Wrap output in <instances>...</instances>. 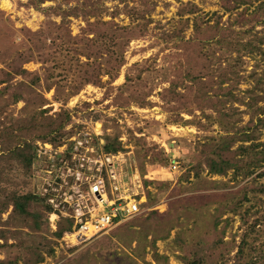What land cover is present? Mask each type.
<instances>
[{"label": "rangeland", "instance_id": "obj_1", "mask_svg": "<svg viewBox=\"0 0 264 264\" xmlns=\"http://www.w3.org/2000/svg\"><path fill=\"white\" fill-rule=\"evenodd\" d=\"M142 1L144 0H127L129 8L126 9L124 4L118 1L99 0L102 20L113 21L120 26L134 25L135 14H130L131 16L127 14L131 9L151 10L150 17L153 22L149 24L145 36L130 42L125 53L126 64L121 68L118 78L110 81L108 77H103L102 81L106 83L104 87L88 85L66 104L55 101L54 89L48 92L41 87L29 90L26 101L18 103H14L9 94L0 96V127L8 125L11 119L31 112L40 105L43 109H49L48 115L51 116L62 110L71 112V121L65 129L66 136L62 144L56 147L49 142L37 141L35 160L29 172L31 177L24 176L21 172L22 167L17 166L12 172L7 173L9 189H15L20 193L33 190L44 193L46 187L51 185L57 194L66 186L62 178L67 175L70 168L74 177L76 174L80 175L77 182H81L82 189L88 187V181L92 186L103 179L104 188L109 198H112L111 176L117 172V178L119 177L125 186H120V191L114 192L115 194H120L127 188L126 184L130 190L133 189V183L142 187L145 196L140 199L144 205H141V214L126 218L108 233L81 244L68 239L67 232L59 240L50 234L56 231L58 221V216L52 214L49 216L48 236L26 229L17 230L14 233L16 239L9 240V244L14 243L13 246L17 245L18 250L13 246L0 247V260L13 259L17 251L22 255L27 254L28 247L39 248L45 253L49 250L45 240V237H48L51 241H56L57 245L53 243L54 254L46 255L45 260L39 264H130L129 258L125 255L130 254V251L124 244V241L130 238L128 229L124 228L119 235H115L114 232L124 225L131 224L135 219H146L152 211H157L158 214L153 221L159 224L156 229L152 227L153 231L146 232L148 238L143 242L151 241L156 230H163L169 225L173 227L166 240H158L156 243L158 253L169 258L168 264H186L188 262L186 257L191 260L193 256L191 251L195 250V254L198 249L188 250L187 247L181 250L174 242L177 233H180L181 238L187 243L192 238H197L198 234L201 236L207 243L204 251L207 252L205 257L208 262L204 264H210L211 254L217 251L216 244H219V251L225 253V264H249L253 260L264 264V203L261 202L264 193L248 191L241 210L245 212L248 209L245 222L239 213L225 212V208L221 206V202L227 200L226 194L240 195L242 188L247 184L252 185L253 178L264 168L245 180H242L241 176L233 181L232 170L225 176H213L204 169L200 172L199 179L193 172H190L187 178L188 168L184 165L186 159L192 160L194 154H198L204 143L213 139L219 140L220 129L216 125L208 124L200 108L210 112L207 108L210 105L208 98L212 95L223 99L228 90L242 95L243 91L252 87L254 83L249 73L253 69L254 60L246 57L242 63H238L236 70L240 71L242 80L239 85L234 86L230 83V75L227 74L230 73L229 66L234 64L231 60L241 53L234 49L231 54L225 42L223 46L215 41L202 42L203 37L211 36L207 32L204 35H195L191 27L185 32L184 42L173 41L167 45L162 39L163 33L175 26L180 1L188 0H145L148 5L146 7ZM194 2L200 7L201 11L198 14L203 16V20L211 19L209 25L214 22L211 18L212 13L220 15L224 13L223 0ZM49 5L54 4L48 2L43 7ZM117 12H120L118 16L113 15ZM227 17L228 15H224L221 22H225ZM51 19L57 25L47 24L48 18L44 13L27 6V0H0V81H10L14 84L23 80L30 81L35 74L43 77L45 69L55 73L54 81L67 83L73 80L72 75L55 66L56 61L45 66L38 59L41 54L47 55L57 49L61 36L66 40L70 34L71 37L79 39L87 22L83 18H71L67 31L66 27H59L61 21L59 17L54 16ZM90 21H94V18ZM40 30L45 35L42 38L34 35ZM225 34H228L233 42L241 38L237 31L222 33ZM45 37L46 39H43ZM38 39L42 49L36 48L39 46ZM28 57L32 61L22 64ZM17 65L18 67L22 65L30 74L23 77L11 74L10 71ZM258 73L264 77V67H260ZM195 77L196 81L193 80ZM109 81L110 83H107ZM4 86L5 84L0 85V89ZM137 99L144 101L143 104H138ZM263 104L264 101L259 102V105ZM234 106H238L240 111L247 110L245 106L237 104ZM185 108L187 110H182ZM179 117L181 121L177 124L171 122L180 120ZM241 119L240 125H243L249 120V115L245 113ZM107 137H119L124 151L116 154L118 157L112 160L113 165L104 161L106 164L101 171H97L99 165L95 160L110 155L103 152L104 139ZM136 139L141 141L138 142ZM261 140H264V134ZM147 149L151 152L144 156ZM67 151L72 156L74 167L64 158ZM161 152L168 157L165 165L152 162L154 160L152 154L157 156L161 155ZM57 177L62 180L61 188L60 184L59 186L52 184V180H56ZM74 177H69L67 181L74 180ZM263 184L264 177L257 178L256 187L259 188ZM10 212L11 210L3 216L4 219ZM210 218L211 222L214 220L218 223L219 229L212 237L202 234L204 230H210L209 225L206 226V220ZM196 220H202L203 223L199 221L195 226ZM162 224L165 228H162ZM135 229L140 230L139 227ZM137 235L135 233L132 235L135 238L131 242L132 249L137 246L138 239L142 240ZM243 236L248 246L245 245L242 253H239ZM1 243L3 242L0 241ZM147 252L146 262L166 264L154 260L150 247L147 248ZM201 255H204L202 251ZM217 255L218 253L215 254L216 258ZM136 257L139 263L146 264L139 259L140 257ZM18 264H24V261L20 260Z\"/></svg>", "mask_w": 264, "mask_h": 264}, {"label": "trees", "instance_id": "obj_2", "mask_svg": "<svg viewBox=\"0 0 264 264\" xmlns=\"http://www.w3.org/2000/svg\"><path fill=\"white\" fill-rule=\"evenodd\" d=\"M115 1L124 4V8H129L127 0ZM194 1H180L181 6L176 13L178 19L175 20V26L168 32H164L162 39L167 45L173 41L184 42L185 32L190 27L195 35H204L207 32L211 37H203L202 42L215 41L222 46L225 42L226 48L230 49L231 54H233L234 49L241 53L237 58L231 60L234 64L229 66L230 73L227 74L230 75V83H233L234 86L239 85L242 77L240 71L236 68L239 66V62L242 63L248 57L254 60L253 69L249 73V77L254 84L243 91L242 95L235 94L233 90H228L223 99L212 95L208 98L210 105L207 108L210 112L200 108L208 124L216 125L220 129L219 140L213 139L208 143H204L202 149H199L197 155L194 154L192 160H185L184 165L188 168L186 176L188 178L190 172H193L195 177L199 179L200 172L204 169H207L209 175L225 176L228 171L232 170L233 181L238 180L241 176L242 180H245L256 171L264 168V140H261V136L264 134V104L259 105V102L264 101V77L258 73V69L264 67V0H223L224 13L221 15L216 12L212 13L211 18L214 19L212 25H209L211 19L204 21L203 16L198 14L201 9ZM48 2H52L54 5L43 7ZM99 3V0H75L74 2L72 0H27V6L44 13L48 18L47 24L49 25H57L53 19L50 20L54 16L59 17L61 20L59 27H66L67 31L71 18H83L87 22V26L83 29V35L79 39L71 37L70 34V37H67L66 40L65 37L61 36L59 47L47 53V55L41 54L38 59L45 66L49 62L56 61L55 66L65 71L66 74L72 75L73 80L71 79L67 83L54 81L55 73L45 69L43 77L40 74H35L30 81L23 80L14 84L10 81L1 80L0 85L5 84V86L0 89V96L9 94L11 100L18 103L26 101V94L29 90L34 89V87H41L48 92L54 89L55 101H62L66 104L88 85L104 87L106 83L102 81L103 77H108L110 81L118 78L121 68L126 64L125 53L130 42L145 36L149 24L153 22L150 17L151 10L135 11L136 9H131L127 14H135L133 17L134 25L120 26L113 21L102 20V9ZM142 4L145 7L148 6L145 0L142 1ZM118 10L121 12L120 9ZM120 12L113 15L118 16ZM224 15H228L227 20L221 22ZM91 18H94V21H90ZM227 31L232 33L237 31L241 38L233 42L229 39L228 34L222 35ZM34 35L40 38L45 36L41 30ZM43 39H46V37ZM38 42L39 46L36 48L39 49L40 47L42 49L40 39H38ZM112 49L115 51H112ZM229 58L231 59V57ZM30 61L32 59L28 57L24 59L22 64ZM10 73L21 77L30 74L22 65L19 67L18 65L17 67L14 66ZM193 80L196 81V77ZM110 81L107 83H110ZM177 95L178 93H176ZM137 100L138 104L144 102L140 99ZM235 104L245 106L247 110L240 111L238 106H234ZM25 106L27 107L28 104ZM48 111L49 109H43V106L40 105L31 112H26L11 119L12 121L8 125L5 124L0 127V241L3 242L0 244L1 248L12 247L14 243L9 244V240H15L14 233L20 229L48 236L47 234L50 233L49 216L52 214L58 216V221L56 231L50 234L59 240L64 237L66 232L72 231L74 219L64 214V212L70 213V210L66 204L61 202L51 185L46 187L44 193L38 190L20 193L15 189H9L7 186V173L12 172L17 166L22 167L21 172L24 176L31 177L29 172L35 160L37 141L49 142L56 147L62 144L66 136L65 129L71 121V112L62 110L51 116L48 115ZM245 113L249 115V120L240 125L242 115ZM179 119L171 122L177 124L181 121V117ZM104 140V153L117 154L124 151L119 137H107ZM136 140L141 141V139ZM67 152L64 158L70 166L74 167L75 163L72 161V156L69 151ZM150 152L147 149L144 156H147ZM152 156L154 158L153 163L159 162L165 165L168 162L165 153L161 152V155L158 154L157 156L152 154ZM261 177H264V170L260 171L253 178V181L251 180L252 185L247 184L242 188L240 191L241 196L235 193L226 194L227 200H224V203L221 202L225 212L239 213L245 222L248 209L245 212L241 211L243 200L247 199L249 190L255 193H264V184L259 188L256 187L257 178ZM61 182L62 180L58 177L56 180H52L54 186L61 185ZM68 182H73V180L70 179ZM148 196L152 202L151 194L149 193ZM51 199L54 200L53 203L50 201ZM261 202L264 203V198L261 199ZM142 206L144 205L142 204ZM10 210V214L4 219L3 216L9 213ZM157 214V211H152L146 219H135L131 224L124 225L114 232L115 235H119V232L124 228L128 229V237L130 238L125 240L124 244L127 245V250L130 251V254L125 253L130 264H141L137 261L136 256L140 257L139 259H142L146 264H151L145 261L148 247L152 250L156 262L163 261L168 264L169 258L158 253L156 243L158 240H166L173 227L169 225L165 228L162 224V228L165 229L156 230L151 241L143 242L148 238L146 232L153 228L156 229L159 224V222L153 221ZM176 218L179 219V216ZM199 221L203 223L202 220H196L195 226ZM206 224V226L209 225L210 230H204L202 234L212 237L213 234L218 232L217 222L214 220L211 222L210 218L206 220ZM136 227H139L140 230L135 229ZM133 233L138 234L142 240L138 239L137 246L132 249L131 242L134 241L132 239H135L132 236ZM197 236L195 239L192 238L189 243L181 238L180 233H177L174 239L181 250L187 247L188 250L198 248L204 254L201 255V251L198 249L195 254V250L191 251L193 256L191 260L186 257L188 259L186 264H204L207 261L205 257L207 252L204 251L207 243L203 241L199 234ZM45 240L49 247V250L45 253L39 248L28 247L27 254L22 255L17 251L13 259L0 260V264H18L20 260H23L24 264L42 263L46 255L54 254L53 243L57 245L56 241H51L48 237H45ZM245 245L248 246V243L243 236L238 250L239 253H242ZM218 246L219 244H216L217 251H214L210 256V264H225V253L220 252ZM137 252H140V254H137ZM217 253L216 258L215 254ZM249 264L259 263L257 260H253Z\"/></svg>", "mask_w": 264, "mask_h": 264}, {"label": "built area", "instance_id": "obj_3", "mask_svg": "<svg viewBox=\"0 0 264 264\" xmlns=\"http://www.w3.org/2000/svg\"><path fill=\"white\" fill-rule=\"evenodd\" d=\"M116 157H118L116 154H110L95 160V163L99 165L97 171H101V168L106 164L104 161L113 165L112 160ZM116 173H113V177L111 176L112 185L110 189L112 198H109L108 192L104 188L103 179H100L99 183H95L92 186H90L88 181V187L86 186V189H82L81 182H77L80 175L76 174V177H74L71 169L68 168L67 175L62 178L66 186L62 187V184L60 186L62 189L57 193L61 202L66 204L70 210V213L64 212V214L74 219L72 231L66 233L68 239L74 240L77 244L85 243L101 234L108 233L116 224L126 218L141 214L143 201L140 199L145 196L142 187L133 183V189L130 190L126 184L127 188L123 189L120 194H115L114 192H119L120 186L124 185V182L119 180V177L117 178ZM69 177H74L73 182L67 181ZM50 201L54 202L53 199Z\"/></svg>", "mask_w": 264, "mask_h": 264}]
</instances>
